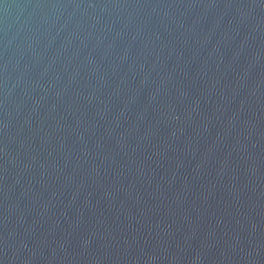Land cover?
I'll return each mask as SVG.
<instances>
[{
    "label": "water",
    "instance_id": "1",
    "mask_svg": "<svg viewBox=\"0 0 264 264\" xmlns=\"http://www.w3.org/2000/svg\"><path fill=\"white\" fill-rule=\"evenodd\" d=\"M0 264H264V0H0Z\"/></svg>",
    "mask_w": 264,
    "mask_h": 264
}]
</instances>
